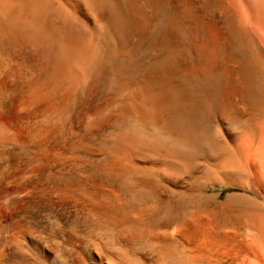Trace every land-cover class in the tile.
Returning <instances> with one entry per match:
<instances>
[{
  "label": "bare ground",
  "instance_id": "bare-ground-1",
  "mask_svg": "<svg viewBox=\"0 0 264 264\" xmlns=\"http://www.w3.org/2000/svg\"><path fill=\"white\" fill-rule=\"evenodd\" d=\"M251 30L264 0H0V264H264Z\"/></svg>",
  "mask_w": 264,
  "mask_h": 264
},
{
  "label": "rangeland",
  "instance_id": "rangeland-1",
  "mask_svg": "<svg viewBox=\"0 0 264 264\" xmlns=\"http://www.w3.org/2000/svg\"><path fill=\"white\" fill-rule=\"evenodd\" d=\"M251 31H254V30H251ZM252 35H254V37L256 38V40L258 42H260L261 40V46L263 47L264 49V43H262V35H260L259 33H257L256 31L252 32ZM259 39V40H258ZM259 43V44H260ZM208 190L211 191L212 193H218L220 194L219 198L221 200H224L226 199L229 195L231 194H236V193H240V190L239 189H236V188H232V187H223L218 185V184H214V185H209L208 186Z\"/></svg>",
  "mask_w": 264,
  "mask_h": 264
},
{
  "label": "snow or ice",
  "instance_id": "snow-or-ice-1",
  "mask_svg": "<svg viewBox=\"0 0 264 264\" xmlns=\"http://www.w3.org/2000/svg\"><path fill=\"white\" fill-rule=\"evenodd\" d=\"M85 8H87V5L85 4Z\"/></svg>",
  "mask_w": 264,
  "mask_h": 264
}]
</instances>
